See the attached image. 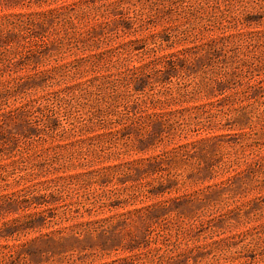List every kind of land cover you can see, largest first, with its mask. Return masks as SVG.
Masks as SVG:
<instances>
[{
	"label": "rangeland",
	"instance_id": "obj_1",
	"mask_svg": "<svg viewBox=\"0 0 264 264\" xmlns=\"http://www.w3.org/2000/svg\"><path fill=\"white\" fill-rule=\"evenodd\" d=\"M0 264H264V0H0Z\"/></svg>",
	"mask_w": 264,
	"mask_h": 264
}]
</instances>
